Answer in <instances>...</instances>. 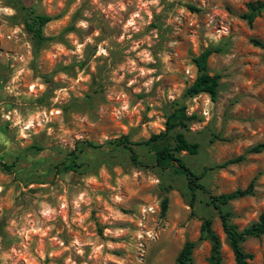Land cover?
<instances>
[{
    "label": "rangeland",
    "instance_id": "1",
    "mask_svg": "<svg viewBox=\"0 0 264 264\" xmlns=\"http://www.w3.org/2000/svg\"><path fill=\"white\" fill-rule=\"evenodd\" d=\"M250 1L0 0V264H176L205 218L221 264H236L205 193L191 208L185 178L155 166L150 147L134 146L133 164L108 141H144L184 105L196 117L176 130L199 150L179 155L197 173L264 142V47L253 42H264V10L249 24ZM30 11L51 17L37 49ZM205 47L219 49L207 61L220 76L215 100L184 95ZM201 182L212 194L252 182L224 206L245 228L264 211V151ZM242 247L264 264V236ZM209 254L210 241L197 240L189 264H210Z\"/></svg>",
    "mask_w": 264,
    "mask_h": 264
},
{
    "label": "trees",
    "instance_id": "2",
    "mask_svg": "<svg viewBox=\"0 0 264 264\" xmlns=\"http://www.w3.org/2000/svg\"><path fill=\"white\" fill-rule=\"evenodd\" d=\"M188 9L195 10L191 4L185 5ZM248 12L243 18L251 24L256 14L264 10V0L250 1L246 4ZM51 17L43 13H30L24 20L25 29L31 34L33 46L37 49L48 38L43 33V26L50 21ZM255 45L264 47V42L253 39ZM219 50L218 48L205 47L192 57V61L196 67V75L190 85L186 88L184 95L192 97L200 93H206L211 100H215L219 89V74H211L208 71L207 61L210 55ZM195 114L188 115L184 105L175 107L173 111L166 116L165 127L159 133L151 135L144 141H129L127 136L123 135L119 138L112 139L108 142L114 143L116 146H122L129 151V157L133 164H140L138 154L134 146L145 145L152 149L154 154L153 164L162 170L172 168L175 172L181 174L186 180V186L189 192V206L194 207L198 191L205 193L208 197L206 204L213 206L218 212L222 231L226 241L234 255L236 264H249L251 254L244 251L242 243L250 237L264 236V211L261 212L257 220L250 223L245 228L239 229L230 220V211L224 209L231 200L252 194V182L246 188H237L230 192L212 194L208 191L201 179L206 175L208 170L214 168H223L233 163L241 162L245 153H259L264 151V142H259L249 146L245 153L232 156L220 163L204 167L200 172H195L189 166L184 158L179 155L180 152L196 154L199 150V143L190 141L183 132L176 130V127H187V122L194 119ZM89 147L97 148L101 144H95L91 141H85ZM3 168L9 170L11 165L1 163ZM73 161L65 166V169L73 170ZM167 208V198L161 201V209L164 212ZM211 218H205L200 225V232L197 240L210 241V264H221V240L219 235L212 228ZM197 240H187L182 245L176 257V264H189L192 260V253Z\"/></svg>",
    "mask_w": 264,
    "mask_h": 264
},
{
    "label": "clouds",
    "instance_id": "3",
    "mask_svg": "<svg viewBox=\"0 0 264 264\" xmlns=\"http://www.w3.org/2000/svg\"><path fill=\"white\" fill-rule=\"evenodd\" d=\"M3 11H5V12H9L10 10H9V9H3Z\"/></svg>",
    "mask_w": 264,
    "mask_h": 264
}]
</instances>
